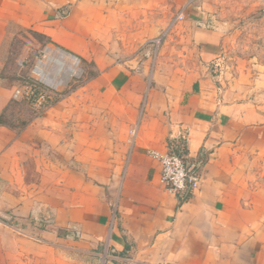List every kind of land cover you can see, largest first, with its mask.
<instances>
[{"label":"crops","instance_id":"obj_1","mask_svg":"<svg viewBox=\"0 0 264 264\" xmlns=\"http://www.w3.org/2000/svg\"><path fill=\"white\" fill-rule=\"evenodd\" d=\"M144 1L0 0V224L37 225V264H264V105L223 85L225 34L196 0L151 67ZM29 31L95 71L40 113L12 99ZM174 147L200 175L184 199L148 153Z\"/></svg>","mask_w":264,"mask_h":264},{"label":"rangeland","instance_id":"obj_2","mask_svg":"<svg viewBox=\"0 0 264 264\" xmlns=\"http://www.w3.org/2000/svg\"><path fill=\"white\" fill-rule=\"evenodd\" d=\"M184 1H144L152 4L154 8L151 16L157 17L156 21L147 24L153 38H166L171 33L175 17ZM192 6H199L200 11L205 13L204 19L211 20L209 25L218 27L225 34L224 51L216 72L222 76L223 85L233 88L242 99L249 100L254 105H264V0H196ZM29 32V35L21 32L11 43L12 61L22 55L26 60L23 69L17 66L15 84L26 74L37 50L50 42L39 38L32 31ZM155 45L150 50L151 67L158 55L160 42ZM79 61V67L83 69V77L73 82V89L84 84L85 79L95 73L88 63L80 58ZM15 63L17 65V62ZM77 72L78 65L74 73ZM27 224L33 225V222L24 223L20 220L15 225L0 224V264H37L31 261L23 248L26 246L25 239L38 238V235H35L37 225ZM48 227L49 224L46 223L41 229L49 231ZM46 240L52 242L51 239L46 238Z\"/></svg>","mask_w":264,"mask_h":264},{"label":"built area","instance_id":"obj_3","mask_svg":"<svg viewBox=\"0 0 264 264\" xmlns=\"http://www.w3.org/2000/svg\"><path fill=\"white\" fill-rule=\"evenodd\" d=\"M183 15L177 14L175 19H182ZM159 44L160 38L150 40ZM64 53L73 56L60 46L45 43L38 50L30 64L26 74L14 85L12 99L23 101L34 111L40 113L46 111L55 103L60 102L73 88V82L83 77V69L79 67L78 72L73 74V69L68 66ZM75 56V55H74ZM26 60H19L20 69L25 67ZM130 141L136 135V126L129 129ZM173 146V145H172ZM160 165V182L171 193L184 199L189 192L197 187L200 179L199 171L190 166L178 147L172 151L148 152ZM1 204V199H0ZM10 215L0 210V221L9 220Z\"/></svg>","mask_w":264,"mask_h":264},{"label":"bare ground","instance_id":"obj_4","mask_svg":"<svg viewBox=\"0 0 264 264\" xmlns=\"http://www.w3.org/2000/svg\"><path fill=\"white\" fill-rule=\"evenodd\" d=\"M64 57H65V60L67 61L68 63V66L73 69V73L75 72V68H77V65H78V58L76 56H71V55H68L66 53L63 54Z\"/></svg>","mask_w":264,"mask_h":264}]
</instances>
